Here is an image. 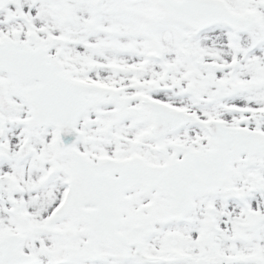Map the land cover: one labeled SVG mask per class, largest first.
Instances as JSON below:
<instances>
[{
  "label": "snow or ice",
  "instance_id": "1",
  "mask_svg": "<svg viewBox=\"0 0 264 264\" xmlns=\"http://www.w3.org/2000/svg\"><path fill=\"white\" fill-rule=\"evenodd\" d=\"M0 264H264V0H0Z\"/></svg>",
  "mask_w": 264,
  "mask_h": 264
}]
</instances>
